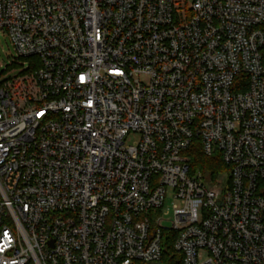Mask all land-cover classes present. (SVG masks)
<instances>
[{
	"label": "built area",
	"instance_id": "built-area-1",
	"mask_svg": "<svg viewBox=\"0 0 264 264\" xmlns=\"http://www.w3.org/2000/svg\"><path fill=\"white\" fill-rule=\"evenodd\" d=\"M263 24L264 0H0V264H148L167 232L182 264H264ZM195 139L229 169L192 171Z\"/></svg>",
	"mask_w": 264,
	"mask_h": 264
},
{
	"label": "trees",
	"instance_id": "trees-1",
	"mask_svg": "<svg viewBox=\"0 0 264 264\" xmlns=\"http://www.w3.org/2000/svg\"><path fill=\"white\" fill-rule=\"evenodd\" d=\"M261 55L264 62V44L261 48ZM185 154L189 157V166L192 171L199 170L204 175L211 176L212 178H215L220 172L227 171L229 169V166L223 163L218 155H206L203 152L198 139L193 140ZM260 187L262 189V194L264 195V180L261 182ZM174 235L175 233L169 232L164 234L160 259L156 262L148 264H182V254L175 251L173 247Z\"/></svg>",
	"mask_w": 264,
	"mask_h": 264
},
{
	"label": "rangeland",
	"instance_id": "rangeland-1",
	"mask_svg": "<svg viewBox=\"0 0 264 264\" xmlns=\"http://www.w3.org/2000/svg\"><path fill=\"white\" fill-rule=\"evenodd\" d=\"M191 1L192 0H187L188 3ZM13 55L14 52L7 36H5L3 33H0V82L18 73V67L10 63ZM130 140L131 137H129L127 141L130 142ZM171 201H172L171 197L168 196L165 199V204H164V208L169 209V212H171L172 210L171 205L172 203H174Z\"/></svg>",
	"mask_w": 264,
	"mask_h": 264
}]
</instances>
